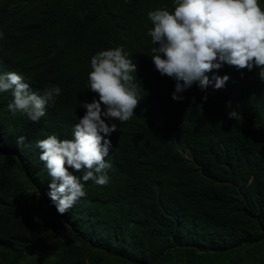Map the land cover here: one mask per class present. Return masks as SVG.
I'll list each match as a JSON object with an SVG mask.
<instances>
[{"label": "trees", "instance_id": "16d2710c", "mask_svg": "<svg viewBox=\"0 0 264 264\" xmlns=\"http://www.w3.org/2000/svg\"><path fill=\"white\" fill-rule=\"evenodd\" d=\"M164 7L174 0H0V74L37 94L61 89L38 122L10 113L11 91L0 92V264H264V81L224 64L206 73L228 75L223 88L194 83L172 100L148 35V12ZM118 46L141 100L130 120L110 121L109 183L84 182L61 215L36 141L72 138L80 102L98 99L90 59Z\"/></svg>", "mask_w": 264, "mask_h": 264}, {"label": "clouds", "instance_id": "9594fccd", "mask_svg": "<svg viewBox=\"0 0 264 264\" xmlns=\"http://www.w3.org/2000/svg\"><path fill=\"white\" fill-rule=\"evenodd\" d=\"M147 15L152 24L148 35L155 45L150 57L162 76L175 80L172 100L182 101L183 96L177 94L194 83L202 91L210 85L214 90L223 88L228 75L209 79L206 73L224 64L238 70L255 67L264 81V9L258 0H174V11L157 8ZM3 37L0 31V39ZM90 68L88 89L98 99L80 102L86 111L74 125L72 138L51 134L35 145L51 178L47 195L61 215L86 195L84 182L99 186L109 183L111 164L105 158L112 143L106 137L116 131V124L110 121L130 120L141 100V85L133 75L137 65L122 46L96 52ZM4 91H11L13 97L8 111L22 113L32 122H38L46 114V106L61 93L56 85L45 87L42 94L30 91L16 72L0 74V92ZM227 115L235 119L238 113L230 111ZM25 140L19 136L17 146H27Z\"/></svg>", "mask_w": 264, "mask_h": 264}]
</instances>
